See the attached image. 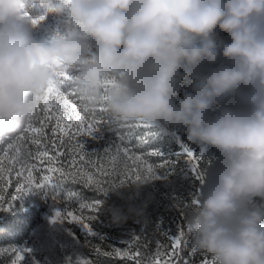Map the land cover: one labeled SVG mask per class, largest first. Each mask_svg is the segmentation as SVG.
I'll list each match as a JSON object with an SVG mask.
<instances>
[{
  "label": "clouds",
  "instance_id": "9594fccd",
  "mask_svg": "<svg viewBox=\"0 0 264 264\" xmlns=\"http://www.w3.org/2000/svg\"><path fill=\"white\" fill-rule=\"evenodd\" d=\"M50 90L90 120L186 131L201 147L183 149L199 180L172 205L184 230L210 264H264V0H0V131L38 123ZM232 92L242 105L212 114ZM156 179L109 181L113 221H141Z\"/></svg>",
  "mask_w": 264,
  "mask_h": 264
},
{
  "label": "bare ground",
  "instance_id": "6f19581e",
  "mask_svg": "<svg viewBox=\"0 0 264 264\" xmlns=\"http://www.w3.org/2000/svg\"><path fill=\"white\" fill-rule=\"evenodd\" d=\"M56 23L49 18L41 27L40 34L51 32ZM213 42L217 50L222 52L227 34L218 32L213 37ZM223 59L222 56L219 57L217 63ZM185 91H191L190 84H183L177 102L183 99ZM242 103L241 94L232 92L222 103L213 104L210 112L216 114L222 107H236ZM90 122L95 130L91 135L79 138L85 154L99 158L105 150L117 148L135 152L149 160L159 177L141 192L138 203L146 202L147 207L139 222H114L108 206L119 205L121 201L71 177L73 185L69 202L76 209L83 210L88 220L90 264H154L158 252L166 253L168 264H171L178 249V264H207L206 256L202 255L194 242V233L184 230L181 213L172 206L174 202L188 200L196 192L199 185L197 173L183 149L188 146L199 152L201 146L198 143L187 145L186 131L177 130L174 133L172 130L145 126H126L103 113H98ZM12 137L0 131V150H3ZM153 152L158 155H151ZM209 160L211 161V157ZM35 163L39 166V161ZM58 176L59 174H54L43 181V189L56 191L60 187ZM97 200H104L106 203L89 212L86 206ZM255 203L260 205L264 201L257 198ZM177 241L178 246L173 247Z\"/></svg>",
  "mask_w": 264,
  "mask_h": 264
},
{
  "label": "snow or ice",
  "instance_id": "6c2138e0",
  "mask_svg": "<svg viewBox=\"0 0 264 264\" xmlns=\"http://www.w3.org/2000/svg\"><path fill=\"white\" fill-rule=\"evenodd\" d=\"M38 22L34 21V23ZM50 93L44 102L43 118L22 133L13 136L3 150H0L2 151L0 209H4L26 188L37 181H47L54 174L72 177L86 186H94L100 192L104 191L109 181L116 178L123 180H135L141 177L159 178L156 177L149 160L135 152L117 148L112 151L105 150L99 158L85 154L79 138L91 135L95 130L93 124L81 114L70 99L53 90H50ZM151 155L155 156L158 153L153 152ZM35 161H39V166ZM122 165L126 166L123 176L120 175ZM10 173H15L16 176L15 190L7 193L9 181L6 177ZM100 205L101 201L97 200L86 207L89 212H93ZM68 215L76 221L83 218L80 214L72 212ZM56 216L59 217L60 213L57 212ZM176 246L178 241L173 244V247ZM17 259L22 257L18 256ZM154 264H168L166 253L158 252Z\"/></svg>",
  "mask_w": 264,
  "mask_h": 264
},
{
  "label": "rangeland",
  "instance_id": "374dc122",
  "mask_svg": "<svg viewBox=\"0 0 264 264\" xmlns=\"http://www.w3.org/2000/svg\"><path fill=\"white\" fill-rule=\"evenodd\" d=\"M15 179V173L6 177L7 193L14 192ZM58 180L56 191L37 181L0 209V264H90L87 216L69 202L71 177L59 174Z\"/></svg>",
  "mask_w": 264,
  "mask_h": 264
},
{
  "label": "built area",
  "instance_id": "2783aa9c",
  "mask_svg": "<svg viewBox=\"0 0 264 264\" xmlns=\"http://www.w3.org/2000/svg\"><path fill=\"white\" fill-rule=\"evenodd\" d=\"M178 253H179V249L176 251L175 253V258L173 259V262L171 264H178ZM202 255H205L204 253H202ZM207 264H210V262L207 259Z\"/></svg>",
  "mask_w": 264,
  "mask_h": 264
}]
</instances>
